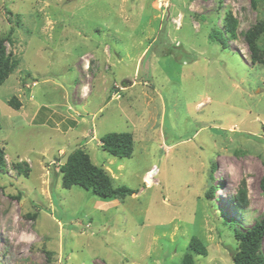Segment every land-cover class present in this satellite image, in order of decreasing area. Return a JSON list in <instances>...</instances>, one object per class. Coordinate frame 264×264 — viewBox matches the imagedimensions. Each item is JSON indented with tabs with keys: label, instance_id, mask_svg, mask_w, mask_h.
Instances as JSON below:
<instances>
[{
	"label": "rangeland",
	"instance_id": "1",
	"mask_svg": "<svg viewBox=\"0 0 264 264\" xmlns=\"http://www.w3.org/2000/svg\"><path fill=\"white\" fill-rule=\"evenodd\" d=\"M260 20L264 0H0L17 59L0 83V264H179L192 236L194 264H233L228 222L264 213V64L245 39ZM124 131L131 157L101 146ZM74 146L135 193L62 187Z\"/></svg>",
	"mask_w": 264,
	"mask_h": 264
},
{
	"label": "trees",
	"instance_id": "2",
	"mask_svg": "<svg viewBox=\"0 0 264 264\" xmlns=\"http://www.w3.org/2000/svg\"><path fill=\"white\" fill-rule=\"evenodd\" d=\"M225 27L227 31L232 32L233 20L230 17L225 18ZM218 40L225 44L223 32L219 31ZM264 34V20L258 21L245 32V39L251 49V57L255 61L264 64V58H260L258 40ZM8 36H0V83H2L10 72L17 65V59L13 55L6 54L4 42L8 41ZM264 50V49H263ZM19 105L18 102L13 103ZM101 146L110 154L120 157H131L133 153V135L131 132H109L100 139ZM3 150L0 148V167L4 165ZM61 173V185L64 188L80 186L91 195L103 201L113 199H123L131 196L135 191L126 185H114L112 178L101 167L92 163L89 155L79 146L72 152L66 163L57 164ZM216 164H210V171H215ZM214 187L209 186L206 191V197L214 194ZM236 197L239 203L245 202V192L243 189L238 191ZM228 224L233 227V236L237 241V247L232 253L233 264H264V254L261 252V242L264 237V213L257 218L254 223L242 230L238 224L231 219ZM237 225V226H236ZM191 252H184L179 264H194V254L206 255L205 245L196 237L192 236L189 240Z\"/></svg>",
	"mask_w": 264,
	"mask_h": 264
},
{
	"label": "water",
	"instance_id": "3",
	"mask_svg": "<svg viewBox=\"0 0 264 264\" xmlns=\"http://www.w3.org/2000/svg\"><path fill=\"white\" fill-rule=\"evenodd\" d=\"M79 146H74L71 148H68L66 152L60 157V158H55V161L58 162L59 164H64L68 160L69 155L74 152Z\"/></svg>",
	"mask_w": 264,
	"mask_h": 264
}]
</instances>
